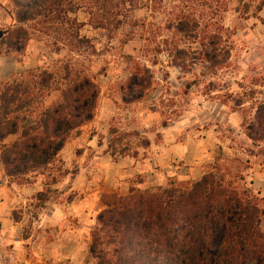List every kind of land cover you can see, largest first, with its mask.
I'll return each instance as SVG.
<instances>
[{
  "label": "rangeland",
  "instance_id": "obj_1",
  "mask_svg": "<svg viewBox=\"0 0 264 264\" xmlns=\"http://www.w3.org/2000/svg\"><path fill=\"white\" fill-rule=\"evenodd\" d=\"M76 2L79 52L62 28L0 0V87L69 66L98 92L52 163L21 183L0 163V264H98L92 245L111 257L104 194L214 174L264 209V0Z\"/></svg>",
  "mask_w": 264,
  "mask_h": 264
},
{
  "label": "trees",
  "instance_id": "obj_2",
  "mask_svg": "<svg viewBox=\"0 0 264 264\" xmlns=\"http://www.w3.org/2000/svg\"><path fill=\"white\" fill-rule=\"evenodd\" d=\"M10 1L21 21L62 28L74 51L87 44L71 16L79 7L76 0ZM62 71L59 76L47 69L27 70L0 87V142L16 136L2 149L0 163L15 182L52 163L71 133L93 119L96 86L69 66ZM258 126L257 138L263 139L264 114ZM112 147L107 151L115 156ZM101 200L114 246L108 258L92 245L98 264H264V209L214 174L156 190L132 189L124 196L104 194Z\"/></svg>",
  "mask_w": 264,
  "mask_h": 264
}]
</instances>
